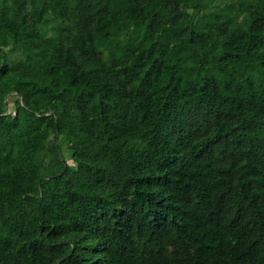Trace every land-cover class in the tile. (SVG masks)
<instances>
[{"label":"trees","instance_id":"16d2710c","mask_svg":"<svg viewBox=\"0 0 264 264\" xmlns=\"http://www.w3.org/2000/svg\"><path fill=\"white\" fill-rule=\"evenodd\" d=\"M0 264H264V0H0Z\"/></svg>","mask_w":264,"mask_h":264}]
</instances>
